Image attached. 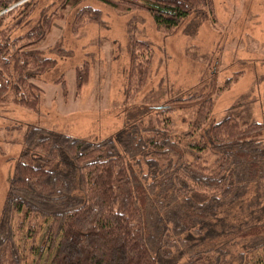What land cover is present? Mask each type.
<instances>
[{
  "label": "trees",
  "instance_id": "trees-1",
  "mask_svg": "<svg viewBox=\"0 0 264 264\" xmlns=\"http://www.w3.org/2000/svg\"><path fill=\"white\" fill-rule=\"evenodd\" d=\"M19 1L0 0V104L36 109L42 90L32 80L54 63L41 55V43L55 19L87 0H62L50 14L44 8L40 21L15 34L34 6ZM97 1L119 13H148L164 35L194 13L214 12L213 0ZM100 17L98 8L82 5L73 31ZM152 56L149 44L131 40L124 103L145 85ZM75 75L80 89L88 63ZM196 99L193 118L179 131L171 106ZM167 104L157 107L155 126L132 122L118 142L29 126L2 206L0 264H264V220L218 240H189L210 231L220 210L264 188V120L239 121L234 106L215 119L211 98L202 95Z\"/></svg>",
  "mask_w": 264,
  "mask_h": 264
},
{
  "label": "rangeland",
  "instance_id": "rangeland-1",
  "mask_svg": "<svg viewBox=\"0 0 264 264\" xmlns=\"http://www.w3.org/2000/svg\"><path fill=\"white\" fill-rule=\"evenodd\" d=\"M61 1L34 0L27 21L14 33L33 27L40 21L42 9L47 8L46 14H50ZM213 1L211 16L200 18L194 13L170 35L158 32L152 17L144 11L119 13L97 0L67 9L63 18L53 21L40 48L41 55L54 63L32 80L42 90L37 108L13 102L0 104V216L29 126L88 141L118 142L123 128L132 122L155 126L157 107L168 105L169 99L199 95L211 98L215 119L234 106L232 111L239 121L264 120V0ZM82 5L98 8L101 17L74 32L73 17ZM132 39L149 44L153 56L145 85L135 100L126 104ZM84 62L89 65L88 81L78 89L75 68ZM60 77L65 80V91ZM199 102L196 99L171 106L179 131L187 127ZM261 220L264 188L220 210L210 231L193 233L189 240L194 244L218 240L226 231Z\"/></svg>",
  "mask_w": 264,
  "mask_h": 264
},
{
  "label": "built area",
  "instance_id": "built-area-1",
  "mask_svg": "<svg viewBox=\"0 0 264 264\" xmlns=\"http://www.w3.org/2000/svg\"><path fill=\"white\" fill-rule=\"evenodd\" d=\"M2 12H0V14H1Z\"/></svg>",
  "mask_w": 264,
  "mask_h": 264
}]
</instances>
